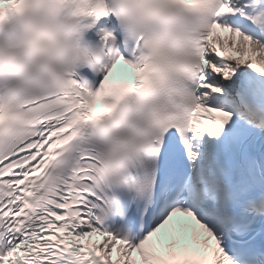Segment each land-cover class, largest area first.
<instances>
[{"label":"snow or ice","instance_id":"obj_1","mask_svg":"<svg viewBox=\"0 0 264 264\" xmlns=\"http://www.w3.org/2000/svg\"><path fill=\"white\" fill-rule=\"evenodd\" d=\"M0 3V264H264V0Z\"/></svg>","mask_w":264,"mask_h":264},{"label":"clouds","instance_id":"obj_2","mask_svg":"<svg viewBox=\"0 0 264 264\" xmlns=\"http://www.w3.org/2000/svg\"><path fill=\"white\" fill-rule=\"evenodd\" d=\"M7 7H19V5H16V4H11V5H9V4H5V3H0V12H2V10L4 9V8H7ZM12 23H19V19L18 18H13V20H12Z\"/></svg>","mask_w":264,"mask_h":264}]
</instances>
